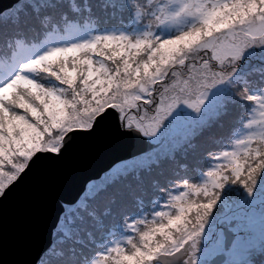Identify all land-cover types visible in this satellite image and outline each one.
<instances>
[{
	"label": "snow or ice",
	"instance_id": "1",
	"mask_svg": "<svg viewBox=\"0 0 264 264\" xmlns=\"http://www.w3.org/2000/svg\"><path fill=\"white\" fill-rule=\"evenodd\" d=\"M162 258L264 264V0H2L0 264Z\"/></svg>",
	"mask_w": 264,
	"mask_h": 264
},
{
	"label": "water",
	"instance_id": "2",
	"mask_svg": "<svg viewBox=\"0 0 264 264\" xmlns=\"http://www.w3.org/2000/svg\"><path fill=\"white\" fill-rule=\"evenodd\" d=\"M2 2V0H0ZM122 153H112L108 155H103L99 158H97L94 163L87 169L85 170L81 176L79 177L80 181H83L86 179L88 176H94L96 172H99L100 169H102L107 163L111 161V159L114 158L115 155H119ZM22 211L18 210L15 206L11 207L9 209L7 218H6V224L9 228L17 226L22 219ZM162 264H167L166 258H162Z\"/></svg>",
	"mask_w": 264,
	"mask_h": 264
},
{
	"label": "rangeland",
	"instance_id": "3",
	"mask_svg": "<svg viewBox=\"0 0 264 264\" xmlns=\"http://www.w3.org/2000/svg\"><path fill=\"white\" fill-rule=\"evenodd\" d=\"M191 2H192V5H193V11L195 10V7L197 6L198 2L208 3L209 6H210V0H191ZM197 20H198V16H193L192 18H189V16H188V17L185 18V20L181 24L174 25L171 28H169L167 25L164 26V30L165 31H173V32H175L179 28H185V29L186 28H190L194 23L197 22ZM108 28H110V29H113V28L114 29H123V30L128 31V32H131L133 30L138 31V32H142L144 30L143 27L134 26L132 29H129V28H127L125 26H122V25L112 26V27H108ZM257 49H258V53H260L261 50H262V46L259 45V44H254L251 50L256 52ZM191 54L196 55V53L194 51H188L187 52V56L188 57L191 56ZM177 67H178V70H181V68H182V66H180V65H178ZM112 238L119 239L120 235H117V236L112 237Z\"/></svg>",
	"mask_w": 264,
	"mask_h": 264
},
{
	"label": "trees",
	"instance_id": "4",
	"mask_svg": "<svg viewBox=\"0 0 264 264\" xmlns=\"http://www.w3.org/2000/svg\"><path fill=\"white\" fill-rule=\"evenodd\" d=\"M145 23H146V21L145 22H141L139 24H136V23H133V22L128 21L126 19L125 20H121L119 17H117L115 19L109 18L107 20V23L106 24H101L100 26L101 27H103V26L109 27V26H119V25H122V26H125V27L129 28V29H132L134 26L144 27V24ZM256 53L259 54L258 53V49L256 50ZM253 63H255V60L253 61ZM181 70H183V66H182ZM37 75H38V78H40V79H46L48 74L45 73V72H39ZM119 232H120V230H118L116 234H118Z\"/></svg>",
	"mask_w": 264,
	"mask_h": 264
}]
</instances>
